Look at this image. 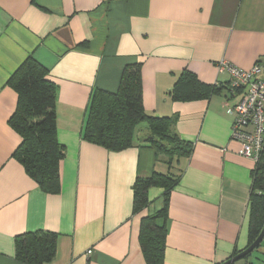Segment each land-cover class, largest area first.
Instances as JSON below:
<instances>
[{
    "label": "crops",
    "instance_id": "0c3cea01",
    "mask_svg": "<svg viewBox=\"0 0 264 264\" xmlns=\"http://www.w3.org/2000/svg\"><path fill=\"white\" fill-rule=\"evenodd\" d=\"M29 57L57 88L59 194L45 193L14 157L21 137L9 121L18 95L8 81ZM223 60L244 71L264 65V0H0V264H23L16 237L40 231L57 234L50 264H147L141 220L164 208V190L152 188L148 208L134 214V184L154 172L181 175L164 264H222L247 249L258 164L232 139L231 110L242 93L218 71ZM135 63L146 113L173 117L193 145L172 169L146 143V124L119 152L83 138L94 93H116ZM185 71L219 93L174 102Z\"/></svg>",
    "mask_w": 264,
    "mask_h": 264
},
{
    "label": "trees",
    "instance_id": "16d2710c",
    "mask_svg": "<svg viewBox=\"0 0 264 264\" xmlns=\"http://www.w3.org/2000/svg\"><path fill=\"white\" fill-rule=\"evenodd\" d=\"M8 85L18 95L16 110L9 121L10 127L21 137L14 157L45 193L59 194L60 164L65 157V148L57 138L56 85L49 79V71L33 57L26 59L16 70ZM219 91L215 86L200 82L194 73L185 71L170 95L174 102H187L209 98ZM141 124L148 127L146 143L166 158L170 169L176 160L191 155L193 145L174 130L173 117H155L146 113L142 65L135 63L123 70L116 93L104 90L94 93L83 138L109 151L119 152L135 145L137 128ZM257 164L249 199V246L264 228V154ZM180 178L181 175L154 172L151 177L138 178L134 184V214L148 208L152 188L164 190V208L141 220L140 245L147 264H164L170 199ZM15 244L18 262L50 264L56 257L57 234L44 231L26 233L16 237Z\"/></svg>",
    "mask_w": 264,
    "mask_h": 264
},
{
    "label": "built area",
    "instance_id": "2783aa9c",
    "mask_svg": "<svg viewBox=\"0 0 264 264\" xmlns=\"http://www.w3.org/2000/svg\"><path fill=\"white\" fill-rule=\"evenodd\" d=\"M218 71L229 74L233 94L242 93V99L231 110L232 139L240 145V156L257 163L264 154V65L258 63L244 71L223 60Z\"/></svg>",
    "mask_w": 264,
    "mask_h": 264
},
{
    "label": "water",
    "instance_id": "95a60500",
    "mask_svg": "<svg viewBox=\"0 0 264 264\" xmlns=\"http://www.w3.org/2000/svg\"><path fill=\"white\" fill-rule=\"evenodd\" d=\"M263 241H264V228L254 243H252L244 251H241L240 253H238L237 255H235L234 257L230 258L229 260H227L226 262H224L222 264H235L236 262H238L242 259H245L249 255H251L255 250H257L258 247L263 243Z\"/></svg>",
    "mask_w": 264,
    "mask_h": 264
},
{
    "label": "rangeland",
    "instance_id": "374dc122",
    "mask_svg": "<svg viewBox=\"0 0 264 264\" xmlns=\"http://www.w3.org/2000/svg\"><path fill=\"white\" fill-rule=\"evenodd\" d=\"M235 264H264V242L260 249L255 250L251 255Z\"/></svg>",
    "mask_w": 264,
    "mask_h": 264
}]
</instances>
